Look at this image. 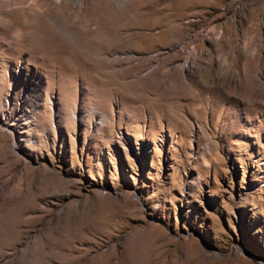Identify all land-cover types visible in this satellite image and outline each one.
Returning a JSON list of instances; mask_svg holds the SVG:
<instances>
[{
	"label": "rangeland",
	"instance_id": "obj_1",
	"mask_svg": "<svg viewBox=\"0 0 264 264\" xmlns=\"http://www.w3.org/2000/svg\"><path fill=\"white\" fill-rule=\"evenodd\" d=\"M0 264H264V0H0Z\"/></svg>",
	"mask_w": 264,
	"mask_h": 264
},
{
	"label": "bare ground",
	"instance_id": "obj_2",
	"mask_svg": "<svg viewBox=\"0 0 264 264\" xmlns=\"http://www.w3.org/2000/svg\"><path fill=\"white\" fill-rule=\"evenodd\" d=\"M98 64H99V63H98ZM102 66H103V65H102ZM98 67H99V66H98ZM188 82H189V81H188ZM216 82H217V81H216ZM249 82H250V81H249ZM201 84L204 85V89H205V90L211 91L212 96H209V98H213V99H214L215 95H218V94L221 95L222 98H224L225 96H227L228 98H233V99L235 98V97H233V96H232V97L229 96V94H228L229 91L226 92L225 90H222L223 88H222V89H221V87L219 88V87H218V84H219V83H218L217 85H215L214 81H213V82H212V81H211V82H210V81H203V83H201ZM240 84H241V83H240ZM237 85H238V84H237ZM249 85H251V84H249ZM249 85H248V86H249ZM182 87H183V86H182ZM182 87H181V85H178V88H177V89L175 88V89H176L177 92L179 93V92L182 91ZM192 87H193V84H191V83H189V84L186 86V88H188V89H187L188 91L191 90ZM239 87H240V86H239ZM239 87H238V90L241 89V88L239 89ZM246 87H247V85H246ZM186 88H185V89H186ZM233 89H234V88H231L230 90H233ZM247 89H249V87H248ZM234 90H235V89H234ZM245 90H246V88H245ZM236 91H237V90H236ZM250 91L252 92V87H250ZM174 92H175V91H174ZM202 92H203V90H202ZM239 92H240V91H239ZM239 92H238V93H239ZM201 94H202V93H195V97L197 98L198 95L202 96ZM227 94H228V95H227ZM252 94H253V92H252ZM219 95H218V96H219ZM233 95H235V94H233ZM187 96H188V95H187ZM193 97H194V96H193ZM227 97H226V98H227ZM209 98H208V99H209ZM226 98H225V99H226ZM228 98H227V100H228ZM215 99H217V98H215ZM209 101H211V100H209ZM170 111H171V110H170Z\"/></svg>",
	"mask_w": 264,
	"mask_h": 264
}]
</instances>
